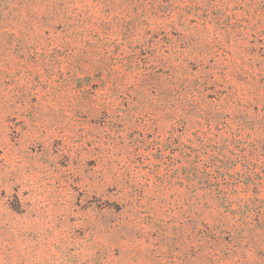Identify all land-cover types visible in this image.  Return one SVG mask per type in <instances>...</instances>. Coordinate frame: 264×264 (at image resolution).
<instances>
[{
  "label": "rangeland",
  "instance_id": "1",
  "mask_svg": "<svg viewBox=\"0 0 264 264\" xmlns=\"http://www.w3.org/2000/svg\"><path fill=\"white\" fill-rule=\"evenodd\" d=\"M0 264H264V0H0Z\"/></svg>",
  "mask_w": 264,
  "mask_h": 264
}]
</instances>
